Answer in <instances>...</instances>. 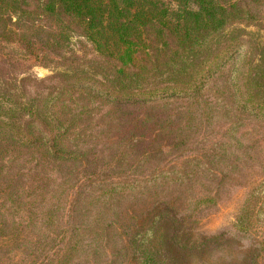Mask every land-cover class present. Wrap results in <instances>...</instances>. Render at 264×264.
<instances>
[{"label":"trees","instance_id":"1","mask_svg":"<svg viewBox=\"0 0 264 264\" xmlns=\"http://www.w3.org/2000/svg\"><path fill=\"white\" fill-rule=\"evenodd\" d=\"M237 24L262 26L264 0H0V39L19 43L42 65L60 59L68 66L54 83L24 77L21 93L14 92L10 77L1 80L3 207L9 212V197L23 226V213L32 220L29 204L41 201L40 213L48 226L58 217L57 227L63 228L65 259L81 248L83 238L78 235L85 233L80 231L106 230L105 214L115 204L116 209L129 207L121 209L116 226L107 227H113L121 250L135 264H177L182 254L204 255L236 242L227 230L203 234L188 228L197 212L216 204L211 192L190 186L182 202L169 192L149 203L164 188L162 182L180 183L175 189L183 193L194 173L181 161L157 168L155 163L152 171L133 173L137 152L143 151L139 160L146 165L158 162L170 145L141 150L145 144L131 136L144 122L146 134L149 120L124 117L123 112L135 106L185 103L178 111L185 119H211L213 102L205 94L228 68L237 109L264 118V53H259V42L247 38L251 32ZM76 34L100 57L92 71L71 69L76 57L67 52ZM112 130L116 135H106ZM115 136L112 155L94 151ZM169 142L184 144L176 135ZM114 169L116 174L110 173ZM261 181L264 178L256 184ZM260 200L262 207L264 189L247 196L234 224L235 237L254 243L247 264H258L264 249V231L256 225V215L247 213ZM128 216L131 221L125 223ZM7 222L0 216V233L10 226Z\"/></svg>","mask_w":264,"mask_h":264},{"label":"rangeland","instance_id":"2","mask_svg":"<svg viewBox=\"0 0 264 264\" xmlns=\"http://www.w3.org/2000/svg\"><path fill=\"white\" fill-rule=\"evenodd\" d=\"M237 25L246 27L247 31L251 32L247 38L259 42L261 46L259 53H264V24L260 27ZM231 27L234 25L229 29ZM67 55L76 57L72 59L71 69L84 67L91 71L95 67L93 62L100 58L92 44L78 34L74 35ZM257 55L258 59L260 54ZM67 67L60 59L55 63L42 65L32 55L27 54L19 43L0 39V84L3 78L10 77L15 93L23 92L24 77L44 81L46 84L54 83L59 73ZM230 83L231 78L227 68L225 73L207 90L205 97L213 102L211 119L195 121L185 119L178 112L187 107L185 103L135 106L125 112L122 111L124 117L147 116L146 121L149 120L146 125V127L149 125L146 134L142 132L145 128L144 122L139 123L137 135L131 136L134 142L145 144L141 146V150L143 147L153 150L166 143L170 145L166 154L161 156L158 162H149L146 165L144 160H139L143 151L137 152L138 160L133 161V173L143 175L147 173L143 171H152L154 167L157 168L163 164L173 165L178 161H181L190 173H194L192 180L186 181V186L184 185L182 189L183 193L180 194L179 190L175 189L180 188V183L162 182L159 185L165 184L162 185L164 188L157 190L156 194L150 197L149 203L166 197L169 192L179 195L178 201L182 202L185 196L191 193L193 187L190 186L196 187L197 190L211 192L216 195V204L205 206L197 212L195 221H189L188 228L203 234H215L227 230L236 242H239H232L229 246L222 245L204 255L197 252L182 254L181 257H176L177 264H247L245 258L248 256V248L254 244L251 239L235 237L233 231L244 199L247 196L251 197L252 192L260 193L264 189V182L256 184L264 178V118L255 117L237 109L235 99L229 90ZM33 89L31 85L29 92ZM177 117L181 118L177 119ZM112 133L116 135V130L106 132V135ZM175 135L180 137L184 144L176 147L170 143L169 139ZM112 144L116 145V136L113 140L107 141V146L104 145V141L100 142L94 151L110 156L116 149ZM138 163L139 166L134 168ZM126 170L128 171L129 168ZM132 170L129 172L130 175ZM110 173L116 174V169ZM197 173L199 174L195 177ZM7 199L6 205L9 212L0 200V216H4L10 225L0 233V264H56L58 260L57 264H135L133 259L128 258L127 251L121 250L119 237L113 227L110 229L107 227V223H114L116 226V218L122 217V210L128 208V205L123 204V207L116 209L115 204V209L105 214L106 230L88 227L86 231H80L85 233L78 235L83 238L81 248H77V251L65 259L63 250L66 246L63 228L57 227L58 217L50 228L40 213L41 201H35L28 206L34 208L33 214L29 216L32 220H28L22 212L26 221L22 220L23 226H21L17 220L19 212L11 207L12 202L9 197ZM262 202L263 200H260L256 208L247 212L248 216L256 215L255 223L259 225L260 231H264ZM46 207L47 205L44 206V210ZM140 211L141 208L138 212ZM1 212L6 214L2 215ZM129 218L128 216L125 223L131 221ZM11 219L16 220V224ZM170 255L173 254L170 252ZM258 264H264V249L261 251Z\"/></svg>","mask_w":264,"mask_h":264}]
</instances>
